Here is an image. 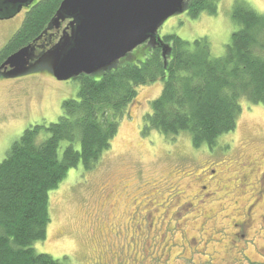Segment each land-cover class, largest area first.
<instances>
[{
  "label": "rangeland",
  "instance_id": "374dc122",
  "mask_svg": "<svg viewBox=\"0 0 264 264\" xmlns=\"http://www.w3.org/2000/svg\"><path fill=\"white\" fill-rule=\"evenodd\" d=\"M235 1L219 0L215 14L173 15L159 27L157 34L160 38L176 34L187 41L205 37L212 56H221L232 32L238 28L231 17ZM242 1L264 14V0ZM26 10L22 8L12 17L0 18V49L21 26ZM161 87V81L139 87L136 100L118 119V131L110 148L95 166L89 171L80 164L69 169L58 185L60 189L49 192L51 221L45 240L33 244L36 252L59 260L66 257L62 264H197L208 256L202 252L190 253V249H203L202 244L212 237L221 242H209L204 251L217 250L211 255L214 264L232 258L225 252L245 262L250 257L259 260L251 245L242 250V241L226 248L230 236L219 232L222 224L227 226L228 234L230 225L244 217L252 200H249L250 192L243 194L238 189L223 188L216 192L215 199L198 202L202 195L197 188L199 181L193 175L211 160L224 158L223 176L233 177L241 160L264 157V107L243 101L235 129L218 137L214 146L202 145L196 149L186 132L175 138L155 130L142 133L143 114L150 110V100L159 95ZM78 89L76 78L60 81L42 72L0 78V161L25 128L56 121L62 112V101L77 98ZM44 136L43 132L39 139ZM111 213L121 215L125 230L124 238L117 243L121 248L103 245L108 237L106 217L112 219ZM204 214L212 219L204 221ZM150 221L153 226L147 234ZM143 222L144 228L138 230L137 224ZM176 223H179L177 230H167ZM252 229L253 226L248 230L250 237ZM184 231L187 238L179 240ZM191 234L196 236L195 241L202 239L194 247L186 244L183 250L166 249L171 242L184 244ZM259 240L257 237L260 244ZM99 254L103 261L97 257Z\"/></svg>",
  "mask_w": 264,
  "mask_h": 264
},
{
  "label": "trees",
  "instance_id": "16d2710c",
  "mask_svg": "<svg viewBox=\"0 0 264 264\" xmlns=\"http://www.w3.org/2000/svg\"><path fill=\"white\" fill-rule=\"evenodd\" d=\"M61 1L35 0L27 7L21 26L0 49V65L27 44L46 50L57 42L60 31L51 20ZM218 2L186 0L184 12L191 17L215 14ZM231 17L238 28L221 56H212L205 37L162 36L169 46L164 57L159 44L145 42L97 74L77 76V98L62 101L57 120L23 130L0 161V264L65 261L33 247L45 240L51 221L49 192L60 189L69 169L95 166L139 87L162 82L143 114L142 133L155 130L175 138L186 132L196 149L214 146L218 137L235 129L243 101L264 107V14L236 0ZM33 72L48 69L40 65Z\"/></svg>",
  "mask_w": 264,
  "mask_h": 264
},
{
  "label": "water",
  "instance_id": "95a60500",
  "mask_svg": "<svg viewBox=\"0 0 264 264\" xmlns=\"http://www.w3.org/2000/svg\"><path fill=\"white\" fill-rule=\"evenodd\" d=\"M34 1L0 0V18L12 17ZM186 8V0H62L51 20L60 31L57 42L46 50L32 44L17 49L0 65V77L22 76L40 65L60 81L94 75L145 42L159 44L164 57L169 46L157 31Z\"/></svg>",
  "mask_w": 264,
  "mask_h": 264
},
{
  "label": "flooded vegetation",
  "instance_id": "af4514ba",
  "mask_svg": "<svg viewBox=\"0 0 264 264\" xmlns=\"http://www.w3.org/2000/svg\"><path fill=\"white\" fill-rule=\"evenodd\" d=\"M228 147L230 146L228 145ZM223 163H224V158L213 159L210 161L208 166L200 169L197 173L193 175V179H196L199 181L197 188L199 189L198 192L201 193L202 195L201 198H199L198 202L215 199L216 192L223 188L238 189L241 192H243V194H246L249 191L250 192L249 200L251 198L252 200L250 203H248V206L245 209L244 217L241 220H236L235 223L230 225L232 230L230 229L228 234H226L225 232V228L227 226L222 225V224L219 227L220 229L219 232L222 231L221 232L222 235L230 236V240L225 246L226 248L233 247L236 241H239V242L242 241L243 243L242 250L243 251L246 250L245 249L246 246L251 245L254 249L255 256L259 257V260H255L254 257H250V258H247L249 262H245V261H242V259L234 258L233 256H230L231 252H225L228 255V257H232V258L228 260L223 259L222 262H218L215 264H264V233H263L264 232V203H262L264 199V157L261 156L258 158L254 157L248 160H241L239 162V166L234 171V174L236 175H234L233 177L223 176V173H225L224 170H222ZM188 206L191 208L192 207L191 203H189ZM111 215L112 213L109 216ZM120 218H121L120 213L113 214L112 219L111 217L110 218L106 217L105 223H106V232H108V237L106 238V241L104 242L103 245L107 244L110 247H114V249L122 247L121 244L119 246L117 245L118 240H122L124 238V235L122 236V232L125 231L124 226H122L120 222ZM202 219L205 221L206 219L208 220L212 219V217L208 216V214H204ZM178 224L179 223H176V225H173V227L167 230L168 231L177 230ZM254 225H256L255 228H254ZM141 226H143L144 228V222L138 223L137 229L140 230L142 228ZM152 226H153V223L150 221L148 229L147 231H145L147 232V234H149ZM252 226H253V229H252L253 231L250 237L248 230ZM180 232H181V229H180ZM132 237L133 236H130L129 238L132 239ZM181 237L187 238V234L185 231L182 233V236L180 235L179 240L181 239ZM195 237L193 234H191L189 238L187 239V241L184 242V244L181 242L179 243L171 242L168 245V247H166V249L169 247H175V248H181L183 250V247L186 244L194 247L202 240L200 238L198 241H195ZM257 237L260 239L259 240L260 244L257 243L256 241ZM111 239H114L116 241V244H113ZM209 242L218 243V242H221V240L219 238L216 239V238L209 237L207 241L204 242V245L202 244L203 249L199 250L196 247H195V250L192 248L190 249L189 251L190 253H193V252L201 253L202 252L204 254H207L208 256V259L205 260L203 263L201 262L197 264H214L212 261L211 255L217 252V250L212 249L213 253L204 251V247H206ZM173 244H175V246H172ZM133 246H135V244H133ZM133 246L130 248V250H133L134 248ZM141 249L145 250L144 247ZM101 254L97 255V257H100L102 259ZM132 255L134 258V252ZM156 259L157 257H155L154 260Z\"/></svg>",
  "mask_w": 264,
  "mask_h": 264
},
{
  "label": "clouds",
  "instance_id": "9594fccd",
  "mask_svg": "<svg viewBox=\"0 0 264 264\" xmlns=\"http://www.w3.org/2000/svg\"><path fill=\"white\" fill-rule=\"evenodd\" d=\"M64 26H65V25H64ZM64 26H63V27H64Z\"/></svg>",
  "mask_w": 264,
  "mask_h": 264
}]
</instances>
